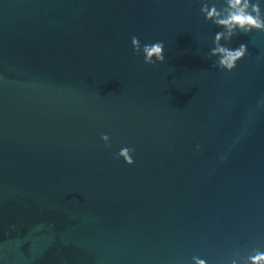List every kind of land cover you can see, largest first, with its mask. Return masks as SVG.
<instances>
[{"label": "water", "instance_id": "obj_1", "mask_svg": "<svg viewBox=\"0 0 264 264\" xmlns=\"http://www.w3.org/2000/svg\"><path fill=\"white\" fill-rule=\"evenodd\" d=\"M216 31L200 0H0L3 264L264 250V33L233 38L248 56L225 73ZM133 36L165 62L144 65Z\"/></svg>", "mask_w": 264, "mask_h": 264}, {"label": "clouds", "instance_id": "obj_2", "mask_svg": "<svg viewBox=\"0 0 264 264\" xmlns=\"http://www.w3.org/2000/svg\"><path fill=\"white\" fill-rule=\"evenodd\" d=\"M262 2L264 0H218L211 3L200 0V16L206 24H211L217 29L212 38V47L206 57L214 58V66L217 69L232 73L248 56L246 44L229 46L234 37L238 34L250 36L253 33H264ZM131 45L133 53L142 57L144 65L155 67L165 62V45L162 41L141 44L139 38L133 36ZM100 140L106 148H111L109 135L102 134ZM196 150L199 151V145L196 146ZM115 158L122 160L129 167L135 163L133 151L128 147L120 148ZM0 264H3L2 260ZM190 264H209V261L194 255L191 257ZM223 264H264V250L253 248L245 256H241L238 252L233 253Z\"/></svg>", "mask_w": 264, "mask_h": 264}]
</instances>
